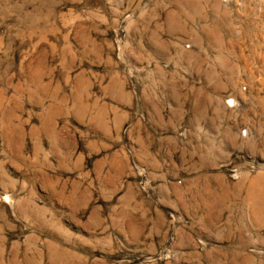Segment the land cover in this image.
Instances as JSON below:
<instances>
[{"label": "rangeland", "instance_id": "rangeland-1", "mask_svg": "<svg viewBox=\"0 0 264 264\" xmlns=\"http://www.w3.org/2000/svg\"><path fill=\"white\" fill-rule=\"evenodd\" d=\"M0 264H264V0H0Z\"/></svg>", "mask_w": 264, "mask_h": 264}]
</instances>
